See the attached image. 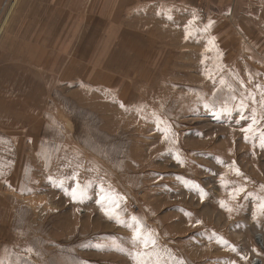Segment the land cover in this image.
Instances as JSON below:
<instances>
[{
    "label": "rangeland",
    "instance_id": "obj_1",
    "mask_svg": "<svg viewBox=\"0 0 264 264\" xmlns=\"http://www.w3.org/2000/svg\"><path fill=\"white\" fill-rule=\"evenodd\" d=\"M198 8L91 64L65 44L0 182V264H264V0Z\"/></svg>",
    "mask_w": 264,
    "mask_h": 264
},
{
    "label": "crops",
    "instance_id": "obj_2",
    "mask_svg": "<svg viewBox=\"0 0 264 264\" xmlns=\"http://www.w3.org/2000/svg\"><path fill=\"white\" fill-rule=\"evenodd\" d=\"M199 2L0 0V15L13 5L6 34L0 40V182L17 170L10 167L22 149L21 131L23 126L38 123L37 109L44 105V92L53 90L51 83L65 79L67 72L59 65L64 62L70 67L61 55L66 43L72 42L71 49H75L74 66L91 64L92 56L100 53L103 57L128 53L138 44H150L149 37L160 33L156 28L161 25L159 19L182 17L184 10L197 14ZM171 5L172 11H164ZM113 57L95 64L111 62Z\"/></svg>",
    "mask_w": 264,
    "mask_h": 264
},
{
    "label": "snow or ice",
    "instance_id": "obj_3",
    "mask_svg": "<svg viewBox=\"0 0 264 264\" xmlns=\"http://www.w3.org/2000/svg\"><path fill=\"white\" fill-rule=\"evenodd\" d=\"M209 24H211V21L209 22ZM253 123H255V121H253ZM251 128H252V125H249V127H248L247 129H244V131H246V132H247V131H250ZM166 135H167V133H165V136H166ZM246 139H247V137H246ZM259 139H260V146H261V148H264V132H261V133H260ZM71 195H72V197H73L74 200L77 199V192H76V189H73ZM80 195H81V197H82L83 193L81 192ZM201 195H202V198H203V193H202ZM113 199H115V198H113ZM117 206H118V205H117ZM220 206H221L222 208L225 207V204H224L223 201H220ZM102 207H103V206H102ZM261 207L264 208V205H261ZM229 211H230V209H229ZM107 214H108V213L106 212V215H107ZM133 220L135 221L136 218L133 217ZM197 223H199V221H198ZM140 242H142V243L144 244L145 247H147L150 243L153 244V245H154V243H155V241H154V240H151L150 237H148V236H146V235H143V229H142V226H141L139 223H137V224H136V227H135L134 230H133L132 244H133V246H135L137 243H140ZM121 250H122V249H121ZM28 251H31V249H29ZM139 255L142 256V255H144V254L141 253V254H139ZM137 264H145V262H144L143 260H141V259H138V260H137Z\"/></svg>",
    "mask_w": 264,
    "mask_h": 264
}]
</instances>
